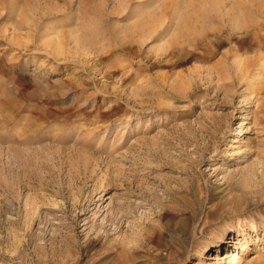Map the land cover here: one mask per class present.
Returning a JSON list of instances; mask_svg holds the SVG:
<instances>
[{
  "label": "rangeland",
  "instance_id": "374dc122",
  "mask_svg": "<svg viewBox=\"0 0 264 264\" xmlns=\"http://www.w3.org/2000/svg\"><path fill=\"white\" fill-rule=\"evenodd\" d=\"M224 254L264 264V0H0V264Z\"/></svg>",
  "mask_w": 264,
  "mask_h": 264
},
{
  "label": "bare ground",
  "instance_id": "6f19581e",
  "mask_svg": "<svg viewBox=\"0 0 264 264\" xmlns=\"http://www.w3.org/2000/svg\"><path fill=\"white\" fill-rule=\"evenodd\" d=\"M245 234H242L241 235V238L239 239V241L238 242H241V241H243V240H245L246 238H245ZM230 256L228 255V254H224V255H222L221 257H219V256H216L215 258H213L216 262H220V264H221V262L223 261V260H227L228 258H229Z\"/></svg>",
  "mask_w": 264,
  "mask_h": 264
}]
</instances>
